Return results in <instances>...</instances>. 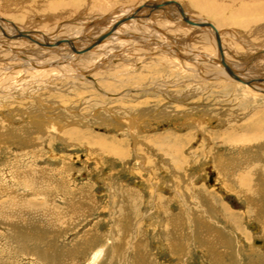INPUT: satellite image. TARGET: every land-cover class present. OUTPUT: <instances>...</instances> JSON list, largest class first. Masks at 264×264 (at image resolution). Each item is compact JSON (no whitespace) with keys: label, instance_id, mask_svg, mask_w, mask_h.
I'll use <instances>...</instances> for the list:
<instances>
[{"label":"rangeland","instance_id":"1","mask_svg":"<svg viewBox=\"0 0 264 264\" xmlns=\"http://www.w3.org/2000/svg\"><path fill=\"white\" fill-rule=\"evenodd\" d=\"M31 1L60 0H0V16L28 13ZM108 1L114 11L76 25L93 31L94 18L118 20L121 8L150 2ZM167 1L214 24L239 52L228 50L230 64L248 56L230 30L264 43L229 26L245 17L219 24L190 0ZM139 59L112 79L82 61L69 67L77 77H0V264H264V94L208 78L216 70L206 66L191 72L154 52Z\"/></svg>","mask_w":264,"mask_h":264},{"label":"bare ground","instance_id":"2","mask_svg":"<svg viewBox=\"0 0 264 264\" xmlns=\"http://www.w3.org/2000/svg\"><path fill=\"white\" fill-rule=\"evenodd\" d=\"M190 1L193 6L207 9L213 18L218 19L219 24L221 22L220 18L228 13L230 17H245L240 21H236L238 24L240 23L238 26L236 25L237 23L234 24L232 22L229 26L248 28V33H246L253 39L257 41L264 40V0ZM66 2L64 0L31 1L33 9L30 6L25 7L28 13L24 11L18 15L16 8L14 12L15 14L18 13L17 15L8 12L6 14L8 16L7 20L0 16V77L20 82L26 79V76L35 77L46 74L77 77L75 72L73 73L72 70H69V67L72 68L76 62L82 61L88 64V66L85 64L86 67L84 68L86 69L95 63H97L96 67H99V69L107 68L104 71L112 79L113 74L111 71L118 69L121 71L119 72L121 75H125L128 72L126 66L130 65V62L137 58L140 62L139 58H142L147 53L153 54L154 52L155 55L164 56L170 61L177 59L175 62L191 72L199 71L201 68L204 69V66H206L208 71L211 68L212 70L215 69V73L208 75V78L217 79L222 77L227 80L231 79L238 85H245L247 89L250 88L256 93L264 94V74L261 72L264 71V43L257 44L253 41H243L240 38V34L230 30V37L234 39L237 45L248 51V56L244 60L241 59L243 61H241L242 64L237 66L234 63V65L228 63L226 53L229 50V53L238 59L239 52L234 47H225L224 38L221 36L222 32L214 24L198 18L183 8H181L184 12V16H182L174 4L168 3L171 1L150 0V2H145V4L138 2L136 6L128 7L127 9L125 6V8H121L118 11V14H121L118 20H109L107 23H101L99 22L101 18H98V22L94 18L96 27L93 28V31L87 28V30H84L76 24L79 20H88L84 19L86 16L101 12H111L110 9L113 10L115 8L117 1H74L78 6L73 3L66 4ZM133 2L120 1L118 4L131 6ZM219 2L220 4L216 5ZM34 3H37V5L34 6ZM154 5L159 6L155 8L153 7ZM23 7L20 8L18 6L20 8L19 11L24 10ZM34 11L37 13L42 11V13L35 15L33 14ZM154 12H157L158 15L153 16L152 13L154 14ZM171 12H175V14H169ZM50 15H52L51 18ZM117 15H110V17H116ZM9 18L12 20H9ZM30 18H40L42 21H35L36 23L34 22L31 25L33 19ZM67 20L68 22L63 24ZM70 20L73 22L69 23ZM120 20L124 21L114 28L115 24ZM103 21H106V19ZM21 23H24V25H21ZM67 24L75 26L70 28ZM178 29H185L187 32H192V35L188 33L178 34ZM143 33H147V35H142ZM134 40H138L136 41L137 43H133ZM217 41H219L220 49L217 47ZM137 44L140 46H137ZM194 44L203 45V47L205 44L206 46L212 45L213 53L196 55V50L192 47ZM234 45L236 46V44ZM112 47H117L116 52H122V54L116 55V52H112ZM87 49L90 51L75 53V51ZM259 61L262 62L259 63ZM104 62L106 63L103 64ZM223 62L243 82H237L233 77H230L222 66ZM48 63L57 64L56 66L58 67L44 70L41 65ZM258 66L259 68L257 69ZM122 69H124L123 72ZM83 73L85 72H79V74ZM198 74L204 76L203 73ZM244 81L250 82V85L245 84ZM100 253L102 252L96 251L95 256H99Z\"/></svg>","mask_w":264,"mask_h":264},{"label":"water","instance_id":"3","mask_svg":"<svg viewBox=\"0 0 264 264\" xmlns=\"http://www.w3.org/2000/svg\"><path fill=\"white\" fill-rule=\"evenodd\" d=\"M168 3H171V4H174L176 7H177V9H178V11H179V13L182 15V16H184V12H183V10L179 7V5L178 4H176V2H168ZM158 6L159 5H154L153 7H155V8H158ZM124 20H120V21H118L116 24H115V27L114 28H116L120 23H122ZM186 22H188V23H191V22H189V21H186ZM218 42V44H217V47L220 49V45H219V41H217ZM98 43V42H97ZM96 43V44H97ZM95 44V45H96ZM94 45V44H93ZM89 49H91V48H89ZM89 49H87V50H89ZM87 50H83V51H75V53H82V52H84V51H87ZM222 66H223V68H224V70L227 72V74L230 76V77H233L237 82H243V80H241V79H238V77L234 74V72L233 71H231L230 69H229V67L227 66V64H225L224 62L222 63ZM244 83L245 84H247V85H250V82H247V81H244Z\"/></svg>","mask_w":264,"mask_h":264},{"label":"crops","instance_id":"4","mask_svg":"<svg viewBox=\"0 0 264 264\" xmlns=\"http://www.w3.org/2000/svg\"><path fill=\"white\" fill-rule=\"evenodd\" d=\"M259 126H260V125H257V124H256V125H255V128H256V127L259 128ZM261 127H262V126H261Z\"/></svg>","mask_w":264,"mask_h":264}]
</instances>
